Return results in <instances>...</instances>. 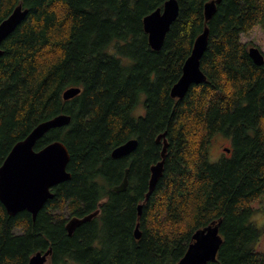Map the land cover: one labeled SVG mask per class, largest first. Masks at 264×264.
Returning <instances> with one entry per match:
<instances>
[{
	"label": "trees",
	"instance_id": "16d2710c",
	"mask_svg": "<svg viewBox=\"0 0 264 264\" xmlns=\"http://www.w3.org/2000/svg\"><path fill=\"white\" fill-rule=\"evenodd\" d=\"M166 1L0 0V23L19 4L28 10L0 47V166L36 126L64 114L69 124L34 150L61 141L71 176L51 189L35 218L9 215L0 202V264H28L47 250L46 264H178L194 234L210 225L221 244L205 264H264L252 221L253 204L264 199V62L256 65L241 41L264 28V0L216 5L200 60L206 80L182 99L170 90L211 0H177L178 16L154 51L142 21ZM72 87L80 93L63 100ZM163 132L162 174L145 200ZM217 136L230 141V153L210 162ZM129 140L137 141L134 151L112 158ZM126 169L125 191L114 192ZM97 210L68 235L71 218Z\"/></svg>",
	"mask_w": 264,
	"mask_h": 264
},
{
	"label": "water",
	"instance_id": "95a60500",
	"mask_svg": "<svg viewBox=\"0 0 264 264\" xmlns=\"http://www.w3.org/2000/svg\"><path fill=\"white\" fill-rule=\"evenodd\" d=\"M221 0H211L204 4L203 17L204 29L195 39L191 53L185 60L182 73L178 81L172 86L170 96L182 99L192 85L205 82L206 77L200 70V60L206 50L208 43L207 23L216 11V5ZM28 13L21 4L0 23V47L2 42L10 35L17 26L25 19ZM179 13L177 0H167L162 9H157L143 18V29L147 34L148 44L154 51H159L163 45L165 36L170 26L176 20ZM2 51L0 49V56ZM248 55L256 65L264 62V56L255 47L248 49ZM80 88L72 87L62 94L63 100H70L80 93ZM70 117L64 114L43 122L36 126L22 141L17 142L2 165L0 166V202L9 215H16L27 211L33 218L37 216L47 200L52 198L51 189L60 183L70 179L67 172L69 153L61 141H54L42 149L35 151L34 146L46 133L55 128L65 127L69 124ZM162 142L161 160L150 167V179L148 192L145 200H148L160 178L164 165V158L168 146L166 132L158 135L156 142ZM137 146L136 140H129L125 144L115 148L111 152L114 159L130 154ZM229 153V149H225ZM128 169L124 172L122 182L114 186V192H124L127 187ZM142 204L138 205V220L141 214ZM99 214L95 211L84 217H73L66 224V230L71 236L75 228L89 222ZM136 223L134 237L140 238L139 223ZM221 238L218 234V226L210 225L197 231L193 236V243L185 256L178 264H205L216 259ZM51 250L33 255L28 264H46Z\"/></svg>",
	"mask_w": 264,
	"mask_h": 264
},
{
	"label": "rangeland",
	"instance_id": "374dc122",
	"mask_svg": "<svg viewBox=\"0 0 264 264\" xmlns=\"http://www.w3.org/2000/svg\"><path fill=\"white\" fill-rule=\"evenodd\" d=\"M241 41L247 43L250 47H255L262 52L264 56V28L256 27L247 35H242ZM141 109H138L139 113ZM230 148V141L222 136H217L212 140L209 147V160L215 162L223 156L228 155L225 149ZM252 221L260 230L259 239L255 244V250L264 252V199L258 200L253 204ZM47 263V262H46Z\"/></svg>",
	"mask_w": 264,
	"mask_h": 264
},
{
	"label": "flooded vegetation",
	"instance_id": "af4514ba",
	"mask_svg": "<svg viewBox=\"0 0 264 264\" xmlns=\"http://www.w3.org/2000/svg\"><path fill=\"white\" fill-rule=\"evenodd\" d=\"M161 142V141H160ZM227 154H229V153H227ZM100 205V204H99Z\"/></svg>",
	"mask_w": 264,
	"mask_h": 264
},
{
	"label": "bare ground",
	"instance_id": "6f19581e",
	"mask_svg": "<svg viewBox=\"0 0 264 264\" xmlns=\"http://www.w3.org/2000/svg\"><path fill=\"white\" fill-rule=\"evenodd\" d=\"M42 253V252H41ZM49 258V257H48Z\"/></svg>",
	"mask_w": 264,
	"mask_h": 264
}]
</instances>
